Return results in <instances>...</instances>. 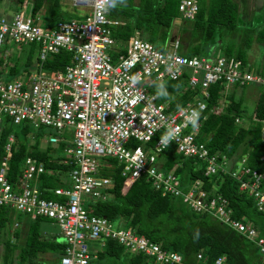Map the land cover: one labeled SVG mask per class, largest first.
Here are the masks:
<instances>
[{
    "label": "built area",
    "instance_id": "built-area-1",
    "mask_svg": "<svg viewBox=\"0 0 264 264\" xmlns=\"http://www.w3.org/2000/svg\"><path fill=\"white\" fill-rule=\"evenodd\" d=\"M32 3L33 0H18L12 14L0 11V48L9 42L18 46L33 42L39 61L65 49L71 54V62L63 68L38 67L7 79L0 76V129L3 115L9 116L14 124L25 121L35 128L43 126L48 129L44 135L47 144L53 147V157L71 166L66 172V186L52 189L59 198L39 195L32 180L44 171V166L30 155L24 157L19 180L12 184L5 175L13 138L12 132L8 134L0 160V204L9 208L7 226L10 223L11 231L19 223L15 219L17 211L32 218L37 215L51 218L65 243L58 264H105L94 260L103 237L116 238L130 252L141 251L152 257L151 262L143 264L180 263L179 253L148 240L132 226L123 222L113 226L108 217L87 211L86 199L105 200L112 195L108 190L112 178L99 171L110 165L106 163L108 157L120 165L122 189L143 175L161 194L180 196L192 210L208 212L252 241L264 258V236L258 234L251 222L231 217L224 197L219 193L208 194L199 178L183 189L174 173L177 163L170 164L164 158L158 161L160 153L172 146L183 157L197 159L205 175L227 173L235 178L237 189L252 198L256 210L264 212V171L246 164L245 156L234 158V162L225 154L210 152L196 138L198 128L186 120V115L193 109L200 110L201 105L204 107L200 119L205 117L203 111L211 83L222 84L217 102L209 108L219 112L229 87L247 83L264 87V69L258 71L234 54L209 50L184 55L178 51L177 34H169L161 48L142 38L138 30L128 39L116 41L109 25L118 21L109 14L98 20L94 4L84 0H72V4L86 9L81 17L58 18L49 26L39 12L31 13ZM177 10L179 19L173 20L192 19L197 0H178ZM180 77L185 78L187 87L197 90V95L179 107L170 108L167 101L157 99L156 91L150 90L154 83ZM234 121L239 122L240 117L234 116ZM259 122L264 143V117ZM169 127L179 129V134L161 150L160 137ZM135 139L140 143L134 144ZM60 142H64L61 148ZM137 149L143 153L139 168L130 162V155ZM94 239L95 245L87 242ZM173 255L179 259H172ZM212 264H226L224 255L217 256Z\"/></svg>",
    "mask_w": 264,
    "mask_h": 264
},
{
    "label": "trees",
    "instance_id": "trees-1",
    "mask_svg": "<svg viewBox=\"0 0 264 264\" xmlns=\"http://www.w3.org/2000/svg\"><path fill=\"white\" fill-rule=\"evenodd\" d=\"M15 0V4H16ZM33 0L31 13L39 12L44 17L46 25L60 18L59 0ZM178 0H127V7H117L109 16L118 22L110 24L111 36L116 40H126L134 30L138 34L161 48L169 36L172 20L179 16ZM16 7V6H15ZM43 9V10H42ZM43 11V12H42ZM238 4L236 0H197V10L192 19L180 18L176 34L179 38L178 51L184 55L204 54L210 50L212 44L218 43L219 54H234L243 63H248V54L252 43L260 49V58L251 65L258 71L264 69V17L256 23L237 22ZM23 58L12 60L6 72L0 69V76L10 78L30 69L43 67L47 69L63 68L71 62V54L65 49L50 53L40 60L35 56V44L30 42L23 45ZM5 61V60H4ZM3 59L0 57V64ZM39 63V65H38ZM165 84L168 97L158 100L167 101L170 108L183 105L187 100L197 95V90L186 86L185 78L169 79L161 82ZM154 83L151 91H156ZM234 99L235 85L225 93V104L219 112L209 108L217 102L222 84L213 82L208 86L209 96L206 99L205 117L200 119L196 138L203 141L210 152L225 154L237 159L245 156L246 164L252 168L264 171V143L260 137L259 119L264 117V87L260 86L251 112H247L242 104V88ZM234 116L240 121L235 122ZM246 123H242L244 119ZM11 122L9 116L3 115L0 129V160L4 155V143L10 132L13 138L10 143V155L7 158L6 178L12 184L19 180L22 162L26 155L36 161H41L44 171L38 173L32 180L37 186L39 195L45 198H59L52 189L56 186H66V172L71 164L57 162L51 153L52 146L39 148V135L43 126L32 127L27 122ZM34 129V130H33ZM40 130V132H38ZM35 131V133H34ZM44 133V132H43ZM154 141V138L151 141ZM134 144L139 143L135 139ZM64 142L59 143V148ZM170 164H175L174 173L178 176L181 187L185 189L195 178L203 182L208 194L219 193L226 199V206L230 208V215L251 222L258 234L264 236V212L258 211L253 205L252 198L237 189V181L227 173L219 175L212 173L205 175L203 166L194 157H183L169 146L160 153ZM109 166H102L100 173L112 178V185L108 188L112 192L110 198L101 200L86 199L84 204L87 211L104 215L111 221L120 217L123 223L130 225L136 233L143 234L148 240L157 242L162 248L176 251L181 256V262L166 264H212L213 260L223 254L226 264H264L256 245L240 235L234 229L220 222L205 211H194L180 196L161 194L150 186L143 176L135 177L122 189L123 176L119 173L120 165L116 160L106 157ZM234 159V162H235ZM237 163V162H236ZM235 163V164H236ZM64 175L62 179L60 175ZM222 176V177H221ZM9 208L0 204V264H12L13 254L17 264H36L38 252L56 250L62 253L65 243L63 238L54 235L44 236L41 223L51 222L46 216L30 217L25 225L23 242L18 245L15 240L19 235L18 221L21 213H15L19 222L13 227L9 238L6 226L9 220ZM23 214V213H22ZM5 236V237H4ZM103 244L96 250L95 261L105 264H143L151 262L152 257L144 252H130L126 246L113 237H103ZM89 244H96L97 240H88ZM15 249L17 251L15 252ZM200 253V257L196 254Z\"/></svg>",
    "mask_w": 264,
    "mask_h": 264
},
{
    "label": "rangeland",
    "instance_id": "rangeland-1",
    "mask_svg": "<svg viewBox=\"0 0 264 264\" xmlns=\"http://www.w3.org/2000/svg\"><path fill=\"white\" fill-rule=\"evenodd\" d=\"M238 4V17H237V22L240 25H243L247 22L249 23H256L259 22L263 17H264V0H236ZM60 2V11L61 15L60 18H65L68 19L70 17H81L85 12L86 9L81 6H76L72 4V0H59ZM45 4V0L43 1ZM15 0H0V11L6 12L8 15L12 14V12L15 9ZM43 10V9H42ZM40 12V11H39ZM43 12V11H42ZM179 19V18H177ZM179 25L178 20H173L172 25L170 27V33L171 35L176 34L177 28ZM23 45L18 46L17 44H14L13 42H9L8 45L5 48H0V57L5 60L4 63L0 64V69L4 70L7 68L8 65L12 64L13 59H17L20 61L21 58H23ZM210 51L212 53H217L219 50V45L218 43L212 44ZM260 49L255 43H252L251 48L249 50L248 54V62L252 63L255 59L260 58ZM7 79V77H6ZM261 85L254 84V83H247L245 86L242 88L243 92V98H242V104L241 106L243 109H245L247 112H251L254 102H255V97L257 95V92L259 90V87ZM231 87H229L228 90H230ZM240 94V90L238 87L234 89V99L238 98ZM242 123H244L242 121ZM15 128H17V125L14 124ZM34 130V129H33ZM42 134L40 133L39 135V148H44L47 144L46 141V134L48 129L42 128ZM40 132V130L38 131ZM44 132V133H43ZM35 133V131H34ZM140 143V142H139ZM141 146H144L141 144ZM178 153V152H177ZM164 157L162 155L158 156V161L160 162L161 159ZM110 162L106 159V163ZM62 179H65L64 175H60ZM18 217V218H17ZM16 218L18 221H21L22 224L19 226L20 233L18 237L16 238L15 242L20 245L23 242L24 239V233H25V223L28 219L27 214H20L19 216L16 215ZM124 219V218H123ZM123 219L120 217L114 218L112 221L113 226H118ZM126 222V219H124ZM41 226L43 228V235L44 236H50L54 235L56 238L62 239V235L60 234V230L56 222H43L41 223ZM6 233L4 235H7L9 238H11V225L10 223L8 224L6 228ZM9 234V235H8ZM3 237V234H0V239ZM5 237V236H4ZM0 250H1V244H0ZM17 249H15V252ZM58 253L56 250H47L45 252H38L37 254V263L36 264H58ZM11 262L12 264L17 263L15 262V256L12 254L11 255Z\"/></svg>",
    "mask_w": 264,
    "mask_h": 264
},
{
    "label": "clouds",
    "instance_id": "clouds-1",
    "mask_svg": "<svg viewBox=\"0 0 264 264\" xmlns=\"http://www.w3.org/2000/svg\"><path fill=\"white\" fill-rule=\"evenodd\" d=\"M85 3L91 2L94 4V7L97 11V19H103L104 16L109 14L112 10L117 7L123 6L127 7V0H84ZM156 95L161 98L168 97V92L165 84L161 83L156 86ZM136 99H139L137 97ZM135 102V100L133 101ZM204 105L200 106V110L193 109L190 114L186 115L187 123H190L193 128H198L199 119H200V111H202ZM179 134V129L169 127L165 133L160 137V147L161 150L165 149L169 146L170 141L175 140V138ZM151 138V134L149 137ZM143 153L140 149H137L134 155H130L131 164L135 165L136 168H139L143 159ZM172 259L178 260L179 258L175 255L172 256Z\"/></svg>",
    "mask_w": 264,
    "mask_h": 264
},
{
    "label": "crops",
    "instance_id": "crops-1",
    "mask_svg": "<svg viewBox=\"0 0 264 264\" xmlns=\"http://www.w3.org/2000/svg\"><path fill=\"white\" fill-rule=\"evenodd\" d=\"M177 18V17H176ZM256 98V97H255Z\"/></svg>",
    "mask_w": 264,
    "mask_h": 264
}]
</instances>
